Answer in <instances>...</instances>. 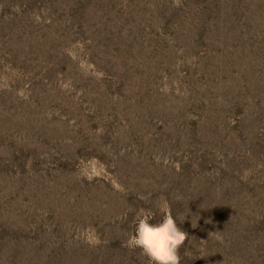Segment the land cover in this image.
<instances>
[{
	"label": "rangeland",
	"instance_id": "rangeland-1",
	"mask_svg": "<svg viewBox=\"0 0 264 264\" xmlns=\"http://www.w3.org/2000/svg\"><path fill=\"white\" fill-rule=\"evenodd\" d=\"M165 200L264 264V0H0V264H149Z\"/></svg>",
	"mask_w": 264,
	"mask_h": 264
},
{
	"label": "clouds",
	"instance_id": "clouds-1",
	"mask_svg": "<svg viewBox=\"0 0 264 264\" xmlns=\"http://www.w3.org/2000/svg\"><path fill=\"white\" fill-rule=\"evenodd\" d=\"M160 212L163 214L162 220L152 223L150 210L140 209L135 232L128 236L126 246L140 249L149 264H180L179 250L189 235L177 225L167 200L160 205ZM192 227H197V224Z\"/></svg>",
	"mask_w": 264,
	"mask_h": 264
}]
</instances>
